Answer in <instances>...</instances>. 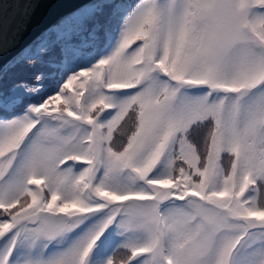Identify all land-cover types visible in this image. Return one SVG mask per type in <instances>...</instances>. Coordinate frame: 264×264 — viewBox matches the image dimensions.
I'll use <instances>...</instances> for the list:
<instances>
[{
  "label": "snow or ice",
  "instance_id": "snow-or-ice-1",
  "mask_svg": "<svg viewBox=\"0 0 264 264\" xmlns=\"http://www.w3.org/2000/svg\"><path fill=\"white\" fill-rule=\"evenodd\" d=\"M57 48L0 84V264H264V0H95Z\"/></svg>",
  "mask_w": 264,
  "mask_h": 264
},
{
  "label": "water",
  "instance_id": "water-1",
  "mask_svg": "<svg viewBox=\"0 0 264 264\" xmlns=\"http://www.w3.org/2000/svg\"><path fill=\"white\" fill-rule=\"evenodd\" d=\"M94 0H3L15 26L0 35V76L43 32Z\"/></svg>",
  "mask_w": 264,
  "mask_h": 264
},
{
  "label": "trees",
  "instance_id": "trees-1",
  "mask_svg": "<svg viewBox=\"0 0 264 264\" xmlns=\"http://www.w3.org/2000/svg\"><path fill=\"white\" fill-rule=\"evenodd\" d=\"M40 36H42V34ZM78 39L79 37H74L73 42H76ZM56 51L59 52V49L55 50L52 53L43 54L42 57L37 55V53L35 52L32 55H29V59L24 60L22 63H17V61L20 59L19 58L11 65H9L7 69L3 72V74L0 76V84H2L5 88H10L15 83L20 81H26L30 83L34 82L33 78L36 75L44 74L46 79L43 83L47 89V91L45 92V95H47L48 92L52 91V89L55 87L57 81L60 78L59 68L49 67V63L53 61L52 59H54L55 61H59L60 59V55L59 53L57 54ZM128 125H130L131 127L130 120H126L124 128ZM195 142L198 144V148L203 151V140L199 135H197ZM121 143V140H117L116 146L119 147ZM228 163L229 161L227 157H225V165L227 166ZM126 255L127 253L121 250L117 253L116 259L119 260L121 257H125Z\"/></svg>",
  "mask_w": 264,
  "mask_h": 264
},
{
  "label": "rangeland",
  "instance_id": "rangeland-1",
  "mask_svg": "<svg viewBox=\"0 0 264 264\" xmlns=\"http://www.w3.org/2000/svg\"><path fill=\"white\" fill-rule=\"evenodd\" d=\"M81 9V8H80ZM79 10V9H78ZM76 12V11H75ZM74 13V12H73ZM72 13V14H73ZM72 14H70L69 16H71ZM69 16H67V17H69ZM66 17V18H67ZM65 19V18H64ZM63 19V20H64ZM63 20H61V21H63ZM61 21L60 22H58L57 24H55L54 26H56V25H58V24H60L61 23ZM54 26H52V27H54ZM45 32H47V30L45 31ZM45 32H43L42 34H44ZM40 38H41V36L40 37H38V38H36L34 41H33V43L26 49V52H25V54L24 55H32L33 53H35L36 52V45L39 43V40H40ZM35 43V44H34ZM30 49V50H29ZM57 49H59V48H57ZM56 49V50H57ZM28 50V51H27ZM56 53L58 54L59 52L58 51H56ZM56 54V55H57ZM55 59H58V58H55ZM53 61H55L54 59H52ZM59 73H60V69H59ZM131 127H130V125H128V126H126L124 129H125V132H127L129 129H130Z\"/></svg>",
  "mask_w": 264,
  "mask_h": 264
},
{
  "label": "bare ground",
  "instance_id": "bare-ground-1",
  "mask_svg": "<svg viewBox=\"0 0 264 264\" xmlns=\"http://www.w3.org/2000/svg\"><path fill=\"white\" fill-rule=\"evenodd\" d=\"M95 1V0H94ZM30 50V49H29ZM26 51V50H25ZM28 51V50H27Z\"/></svg>",
  "mask_w": 264,
  "mask_h": 264
}]
</instances>
